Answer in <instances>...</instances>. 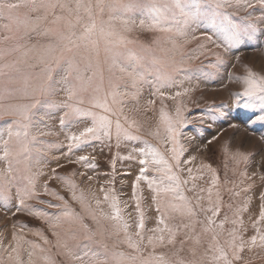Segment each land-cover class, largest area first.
<instances>
[{"label": "snow or ice", "instance_id": "obj_1", "mask_svg": "<svg viewBox=\"0 0 264 264\" xmlns=\"http://www.w3.org/2000/svg\"><path fill=\"white\" fill-rule=\"evenodd\" d=\"M261 36L264 0H0V207L42 219L54 237L37 229L33 235L42 241L37 242L25 234L26 224L13 225L7 244L0 237V264H249L241 253L264 249V204L252 221L255 234L245 239L243 213L250 197L237 201L252 185L225 180L223 185L232 186L224 187L210 164L188 166L196 156L182 159L189 147L181 143V130L191 120L181 98L194 89L174 95L164 89L182 85L189 73L219 70L233 52ZM192 40L200 43L186 51ZM209 56L212 63L192 68L194 60ZM236 79L243 87L233 94L232 107L248 110L247 124L264 122V72L246 68ZM144 85L161 100L177 101L174 113L161 107L147 130L156 143L141 135ZM207 113L214 121L228 116L223 106H211ZM51 122L65 132L66 145L48 139L61 134ZM113 140L117 148L123 141L143 142L134 149L140 157L135 216L126 203L122 206L114 180L100 186L101 196L80 187L76 177L83 172L60 175L49 169L41 187L54 200L41 199L37 184L47 175L44 167L51 161L63 167L50 155L53 150L66 147L61 154L71 156L96 141L111 148ZM224 151L237 165L250 155L230 152L227 145ZM94 160L80 155L74 162L94 168ZM205 171L211 176L207 187L199 183ZM52 179L63 183L79 211L49 186ZM245 179H250L246 171L241 185ZM149 198L157 214L150 229L144 207ZM259 198L264 201V192ZM33 200L47 208L29 203Z\"/></svg>", "mask_w": 264, "mask_h": 264}, {"label": "rangeland", "instance_id": "obj_2", "mask_svg": "<svg viewBox=\"0 0 264 264\" xmlns=\"http://www.w3.org/2000/svg\"><path fill=\"white\" fill-rule=\"evenodd\" d=\"M256 14H259V6H257ZM195 34L199 35V33ZM151 35L154 34H148V36ZM198 43H200L199 40H192L187 45L186 51L195 49ZM236 56H239L240 59L236 60ZM227 59L229 62L219 70L205 68L203 72L197 71L189 73L188 75L190 78L184 80L182 85L164 89V91L169 95H174L176 91L182 92L185 88L194 89L181 98L188 109L185 115L191 120V123L181 130V143L189 147V151L185 153L182 159L187 160L189 156H196V160L188 166L195 170L198 169L202 163L210 164L212 168L218 172L222 185L225 180L235 182L239 187H245L249 184L252 185L251 190L247 193L242 192L241 197L238 198L237 201L243 203L250 197L248 211L243 213L245 227L247 229L245 239H248L255 234L252 221L258 217L260 206L264 204V201L259 198L260 194L264 192V179H262V177H264V122H258L255 125L245 123L249 116L248 110H237L232 107V105L235 100L233 94L241 91L243 87L242 82L236 79V77L245 75L246 68H251L257 72H264V36L248 42L246 46L242 47L238 52H233ZM214 60L215 58L212 56L207 57V59L205 57H200L199 60H194L192 62V68L196 69L201 64L208 65ZM204 73L209 74L205 75ZM143 87L144 91L139 100L141 111L138 114V119L144 123V131L141 132V135H144L148 140L156 143L153 137L148 135L147 130L155 126L161 107L166 106L167 111L174 113L177 101L172 99L161 100L159 97L151 95L152 90H150L148 85H144ZM149 99H154L155 104L148 105L147 101ZM211 106H223V110L228 113V116L218 117L215 121L209 119L207 109ZM129 107H132V105L130 104ZM201 115L204 116L203 123L200 121ZM51 123L53 131L61 132V134L59 136H50L48 139L66 145L65 132L60 130L58 123ZM230 124H236L237 126L230 127ZM70 131H76V129L72 128ZM213 136H216L217 139L207 144L206 142L211 140ZM192 137L195 139L189 144V139ZM225 145L228 146L230 152L239 151L241 153L250 154L247 163L242 161L237 165L234 160L226 155L224 151ZM142 146V141H123L120 147L117 148L113 140L111 148L107 147L103 142L96 141L90 146L85 147L83 151L78 150L71 156L61 154L62 152L65 154L67 153L66 147L60 150H53L50 155L59 157L58 162L63 165V167L57 168L56 161L49 162L44 167V171L47 175L40 178L37 184V191L41 192V199L54 200L53 197L43 194L41 187L43 181L48 179V175H51L49 169L55 168L60 175H68L73 171L77 173L83 172L85 173L84 176L81 177L78 175L76 177L77 183L86 191L91 187L101 196L102 193H99L100 186L104 185L105 187H109L110 185L107 182L114 180V187L116 193L120 196L122 206L126 203L128 205L127 212L135 216V201L132 197L135 177L139 172L140 165L138 161L140 157L134 149H138ZM130 154L134 159L129 160L124 158ZM80 155L95 157V167L86 168L82 164L75 163L74 161H76V158ZM114 159L116 163L113 169L112 161ZM69 160H72L73 163H69ZM233 169H235V172ZM245 171L250 179H245L244 183L241 185V173ZM87 177H92L93 179L89 181ZM210 180V174L205 171L204 179L199 181V183L201 186L207 187ZM48 183L50 187L55 188L60 194L64 195L66 199H69L72 206L79 211V205L71 201L70 194L61 181L52 179L49 180ZM223 186L231 187L232 185L229 183ZM142 187L145 188L144 194L148 197L149 190L146 188V185L142 184ZM237 190H239V188ZM188 194L192 195V193ZM224 199L226 203L229 202V197L226 193ZM29 203L38 205V201L36 200L30 201ZM38 206L47 208V205ZM144 207L149 217L147 228L150 229L155 226L157 215L150 198L145 200ZM50 211L58 210L50 209ZM224 211H227V209L225 208L222 211L220 218L223 217ZM13 212H15V208L6 210L0 207V237L3 238L5 244L12 238V233L14 231L13 225L18 229L21 223L27 225L25 227V234L29 239L42 242L40 241V237L33 235L34 231L40 229L48 235L50 240H54L51 230L42 219L31 216L25 211L17 212L15 215L12 214ZM129 219L131 222V218ZM134 230L133 227V231ZM53 252H55V249H53ZM241 255L243 260H247L249 264H264V249L255 248L249 250L246 248ZM57 259L60 260L62 258L57 257ZM237 264H243V261L237 262Z\"/></svg>", "mask_w": 264, "mask_h": 264}]
</instances>
